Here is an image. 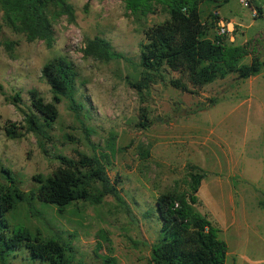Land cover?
<instances>
[{
  "label": "rangeland",
  "instance_id": "obj_1",
  "mask_svg": "<svg viewBox=\"0 0 264 264\" xmlns=\"http://www.w3.org/2000/svg\"><path fill=\"white\" fill-rule=\"evenodd\" d=\"M68 2L73 7L74 21L62 17L54 23L55 42L51 48L39 40L27 42L2 23L0 43L9 40L16 45L10 52L0 45V169H9L19 188L28 192L38 186L33 177H47L59 166L56 155L75 159L76 152H82L100 159L124 204L111 196L98 205L79 202L62 212L40 203L33 206L34 210L21 204L7 214V220L12 226L39 231L44 237H72L75 261L83 264H104L105 257H115L118 264H148L161 226L155 201L161 193L187 190L191 166H195L205 174L196 193L195 208L218 227L219 238L229 251L232 213L241 214L244 208L254 207L248 222L261 218L260 224L255 230H241L239 239L231 237V241L236 245L239 242L238 250L244 253L245 259L237 257L236 264H264V211L257 209L264 207V161L255 165L253 173L248 162L251 178L262 188L259 202L250 196L243 200L244 193H251L249 185L234 177L227 164L230 151L237 156L246 149L248 156L254 157L255 151L264 149V74L258 76L260 85L256 88L262 95L253 98L252 104L249 92L256 90L250 85L259 78L238 80L236 75L217 80L192 95L170 86L168 79L176 75L169 72L164 81L138 92L130 83L139 80L142 72L139 46L150 29L167 20L162 7L156 5L153 14L139 17L127 10L122 0ZM248 2L252 8H264V0ZM199 11L207 26L204 38H214L219 17L235 20V41L227 42L243 45L258 39L255 55L264 60L263 16L253 18L251 9L240 0H230L219 10V16L207 3L200 5ZM94 37L109 41L124 59L100 62L86 56L85 42ZM60 56L67 57L78 71L77 96L85 110L76 116L62 101L57 105L58 120L48 130L49 139L32 133L21 139L8 138L3 131L6 122L22 125L24 114L34 112L31 90L37 91L44 102L52 101L41 70ZM250 61L248 56L242 62ZM16 95L19 102L14 104ZM143 114L146 128L139 126L144 123ZM142 151L149 156L143 158ZM103 232L110 239L111 250L101 245ZM245 240L246 250L241 246ZM33 262L40 264L27 253L13 261ZM225 264H231L229 256Z\"/></svg>",
  "mask_w": 264,
  "mask_h": 264
},
{
  "label": "trees",
  "instance_id": "obj_2",
  "mask_svg": "<svg viewBox=\"0 0 264 264\" xmlns=\"http://www.w3.org/2000/svg\"><path fill=\"white\" fill-rule=\"evenodd\" d=\"M127 10L139 17L153 14L159 5L167 14V20L146 33V41L140 43L139 66L142 69L139 80L130 85L141 92L157 81H164L166 75L174 73L168 83L174 89L197 95L201 88L229 75L246 80L264 72V60L256 53L258 39L243 45H233L226 37L204 38L207 26L200 19V5L207 3L218 10L230 0H122ZM250 4V3H249ZM251 6V4H250ZM257 10L261 7L256 6ZM62 17L74 21L73 7L68 0H0V34L2 23L14 34L23 35L27 42L42 41L47 48L55 42L54 23ZM217 20V17L215 18ZM0 45L10 52L14 41L4 40ZM83 53L100 62L124 59L115 51L109 41L94 37L85 42ZM251 56V61H242ZM170 72V73H169ZM41 76L50 87L52 101L49 103L38 92H29L34 112L24 114L23 124L6 122L3 127L10 139H21L32 133L42 139H49L48 130L57 122V105L62 101L76 116L84 110L78 99V71L64 56L45 64ZM19 102L18 95L13 97ZM140 127H147L142 115ZM149 156L142 151V157ZM59 166L47 177L37 175L35 190L24 192L19 188L13 173L1 167L0 180V264H14L22 253L40 264H83L75 261L71 239L59 236L44 237L39 231L32 232L22 226H12L7 214L21 204L33 209L36 203L54 206L62 212L75 203L100 204L107 196L124 204L117 187L110 181L104 164L95 156L76 152L71 159L61 155L55 157ZM188 189L169 191L158 195L155 210L160 221V233L151 246L148 264H225L226 243L219 238L220 230L207 214L196 210V193L205 174L191 166ZM264 206V204H262ZM36 213V212H35ZM101 245L108 250L110 239L106 232L100 236ZM100 245V246H101ZM24 249L26 252H20ZM104 264H118L115 257H105ZM33 264H38L33 262Z\"/></svg>",
  "mask_w": 264,
  "mask_h": 264
},
{
  "label": "crops",
  "instance_id": "obj_3",
  "mask_svg": "<svg viewBox=\"0 0 264 264\" xmlns=\"http://www.w3.org/2000/svg\"><path fill=\"white\" fill-rule=\"evenodd\" d=\"M222 8V7H221ZM220 8V9H221ZM216 10V14L217 16H219V10ZM217 25L221 22H224V23H233L235 25L238 26L237 22L235 20H226V19H221L219 17V19L217 20ZM263 73H261L260 75L258 76H261L263 75ZM258 76H255L254 78H259ZM253 78V77H251ZM263 79V78H262ZM260 80L257 79L255 82L251 83L250 87L251 89H254L256 90V88H258V86L260 85V83H258V81ZM256 84V87L255 85ZM250 93V96L248 98V100L251 102L252 104V99L255 98V99H260V96L262 95L259 91L256 90V92H249ZM260 93V94H259ZM242 104L246 103V99L243 97V100H242ZM262 147V146H261ZM260 151H255L253 154L257 155V156H254V157H250L248 156V151L246 149H243L241 152H238L239 154L237 156H233L232 154V151H230L228 154V161H227V164H228V168L232 169V174L233 176H237L239 178H241L243 180V183L244 185L248 184L249 185V188L251 190V193H249L248 195L247 194H243L244 195V198L243 200L245 199V196H250V199L252 201H255V202H259L260 200H257V197H261L260 194H262L261 190L262 188L260 187V184L258 183V181H256L255 179H252L251 178V175L255 169V165L256 164H261L263 163L264 161V149H259ZM248 162H250L251 164V170H252V173L250 171V168L248 169ZM240 168H241V172H240ZM246 191V188L244 189ZM233 196L234 198L237 196V194L234 192L233 193ZM254 207L252 208H244L242 213H232V216L230 217L231 219V222H230V226H229V230H230V234H229V247H230V251L227 247V255H226V258L227 256H229V258L231 259V264H236L237 262V257H240L242 259H245L243 257L244 253H241L239 252L238 250V247L240 245L239 242H237L238 244H234L233 241H231V237H232V240L233 238L236 240V239H239L238 237L239 234L241 233V230L245 231L246 229L249 231V230H255V227H256V224H260V221H262V219L260 220H257L256 222H248V214L249 212H251L253 210ZM261 211H264V207L262 206H259L257 207V209H259ZM252 209V210H251ZM247 241L245 240L243 243H241V246H243V248L245 247L244 250H246V243ZM226 243V242H225ZM227 246V244H226ZM226 263V261H225Z\"/></svg>",
  "mask_w": 264,
  "mask_h": 264
},
{
  "label": "built area",
  "instance_id": "obj_4",
  "mask_svg": "<svg viewBox=\"0 0 264 264\" xmlns=\"http://www.w3.org/2000/svg\"><path fill=\"white\" fill-rule=\"evenodd\" d=\"M240 3L251 9V13H252L253 18L260 17V16L264 17V8H261L260 10H257L255 7L252 8V6H250L248 0H240ZM233 32H234L233 31V25L230 22H228V23L221 22L217 25L216 36H219V37H226L227 36V39L230 42H234L235 39H234V36L232 35Z\"/></svg>",
  "mask_w": 264,
  "mask_h": 264
}]
</instances>
